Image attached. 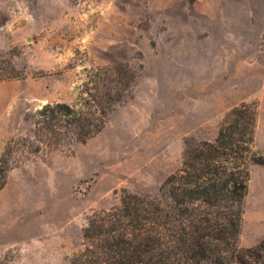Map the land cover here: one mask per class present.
Here are the masks:
<instances>
[{
  "label": "rangeland",
  "instance_id": "1",
  "mask_svg": "<svg viewBox=\"0 0 264 264\" xmlns=\"http://www.w3.org/2000/svg\"><path fill=\"white\" fill-rule=\"evenodd\" d=\"M111 67L136 78L99 132L35 136L38 109L77 103ZM0 77V264H69L94 213L159 196L186 143L214 140L242 103L264 159V0H0ZM263 238L254 164L239 245Z\"/></svg>",
  "mask_w": 264,
  "mask_h": 264
},
{
  "label": "trees",
  "instance_id": "2",
  "mask_svg": "<svg viewBox=\"0 0 264 264\" xmlns=\"http://www.w3.org/2000/svg\"><path fill=\"white\" fill-rule=\"evenodd\" d=\"M135 78L119 67L93 70L87 96L36 111L35 136L53 144L63 130L75 129L77 140H87ZM258 118L255 103L232 108L214 140L186 143L182 166L166 178L159 196L126 192L120 206L94 213L84 248L69 264H264V238L239 245L251 167L264 164L254 149Z\"/></svg>",
  "mask_w": 264,
  "mask_h": 264
}]
</instances>
